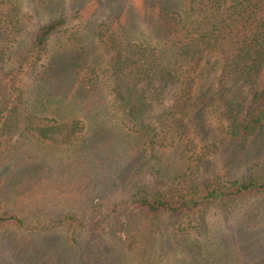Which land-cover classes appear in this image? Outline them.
Returning a JSON list of instances; mask_svg holds the SVG:
<instances>
[{"label":"rangeland","instance_id":"374dc122","mask_svg":"<svg viewBox=\"0 0 264 264\" xmlns=\"http://www.w3.org/2000/svg\"><path fill=\"white\" fill-rule=\"evenodd\" d=\"M142 1L7 0L0 15V77L16 66L37 28L60 16L65 24L51 37L47 56L83 48L85 64L102 81L109 54L100 32L110 28L121 42L157 39L153 24L139 17ZM41 71L38 64L23 74L22 120L0 152V211L21 220L0 227V264L37 263L28 254L14 255V237L32 246L38 240L56 245L55 255L64 264H94L100 257L108 260L102 264H257L264 258V192L155 219L131 204L136 197L188 191L214 178L263 175L264 128L248 139H235L223 134L221 121L209 119L210 133L204 137L192 131L175 145L144 151L112 109L105 87L85 111L40 80ZM263 83L264 70L255 85L246 87L247 108L257 107L251 99ZM167 105L164 101L156 111ZM39 119L57 125L75 121L77 128H56L52 139L31 130ZM106 132L114 141L124 136L133 154L125 156L117 145L107 159L97 137Z\"/></svg>","mask_w":264,"mask_h":264},{"label":"trees","instance_id":"16d2710c","mask_svg":"<svg viewBox=\"0 0 264 264\" xmlns=\"http://www.w3.org/2000/svg\"><path fill=\"white\" fill-rule=\"evenodd\" d=\"M7 6V0H0V15ZM139 17L158 31L154 43L121 42L110 28L98 34L109 54L102 81L100 74L85 64L83 48L47 56L51 37L65 24L63 17L40 25L16 66L0 77L4 99L0 105V152L22 120L19 114L24 96L19 82L38 64L42 65L40 80L49 81L52 89L85 111L101 98L100 89L105 87L112 109L126 129L138 136L144 151L147 146L175 145L189 138L192 131L204 137L210 133L209 119L221 121L223 134L235 139H248L264 128V83L251 99L257 107L247 108L244 103L246 87L255 85L264 70V0H143ZM164 101L168 105L156 111ZM25 120H31L30 114ZM29 126L34 133L52 139L56 128H77L75 121L57 125L40 119ZM97 137L100 146L106 147L107 159L117 145H122L125 156L134 152L124 136L115 141L109 132ZM261 192L264 174L214 178L194 184L188 191L136 197L131 204L155 219L163 213L189 215L213 202ZM20 222L17 216L0 211V227ZM37 242L41 243L32 246L25 239L11 238L14 255L28 254L36 264H64L62 257L55 255L56 245ZM92 261L108 262L105 257ZM257 264H264V258Z\"/></svg>","mask_w":264,"mask_h":264}]
</instances>
